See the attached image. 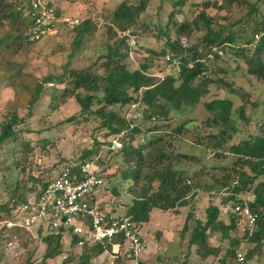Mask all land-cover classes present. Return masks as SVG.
<instances>
[{
	"label": "trees",
	"instance_id": "trees-1",
	"mask_svg": "<svg viewBox=\"0 0 264 264\" xmlns=\"http://www.w3.org/2000/svg\"><path fill=\"white\" fill-rule=\"evenodd\" d=\"M170 1L174 8L167 13L164 25H157L164 29L160 31L157 27L153 29L155 38L163 45L158 51L148 47L146 50L153 56L164 58L169 55L172 59L179 58L176 79L178 85L170 75L165 76L158 83L151 82L146 73L149 69L148 63H143L138 69L129 71L124 61L131 49L122 39L113 45L107 44L105 53L99 55L97 61H101L99 68L103 74H99L97 69L91 67L72 70L67 64L59 75L48 74L38 78L27 72L25 64L17 60L22 50L36 43L29 41L26 36L31 25V19L26 14L27 0H24L19 7L13 0H0V85H5L13 91V98L7 107L8 116L0 125V159L7 151L8 145L15 144L20 139V131H16L15 127L24 123L25 118L32 115L33 109L39 102L47 97L49 109L55 111L59 104L64 103L67 98H74L79 111L77 115L67 119L68 123L78 122V119L84 122H94L98 126L96 131L103 132V138L114 137L125 131L120 139L123 143L119 149H113L110 141L107 143L109 150H118L117 154L121 157V163L118 165L119 185L122 186L123 183L128 185L125 188V194L129 196L130 202L124 206L122 218L131 219L140 228L149 221L153 209L160 212L176 211L194 203L199 190L203 189L207 192L212 190L211 186L200 187L194 184V175H190L188 169L179 166L182 160L193 164L195 160L193 156L182 153L171 155L166 152L167 143L162 136L154 138L147 136L152 130L160 131L159 125L146 129L143 135L144 141L135 144V136L142 133L141 127L136 125L128 129L126 122L110 108L140 102L146 107L142 113L143 120H154L153 115L157 114L162 117L163 121L169 122L167 106L170 105L176 112H179L182 107H195L200 101L203 90L211 83L230 89L233 94L242 98L243 94L240 89H232V86L222 79L214 80L205 73L203 62L218 61L220 53L227 55L235 63L243 62L245 71L264 84V8H260V6L264 7V0H254L245 15L230 25L219 26L217 30L212 27V19L203 12L198 13L192 21L186 19L178 21V15H185L183 8L187 0ZM224 1L229 6H238L249 0ZM148 5L149 0L122 2L114 9L111 23L120 30L133 32L137 28L143 30L142 27H138L137 23L141 15L146 12ZM238 26L242 32L237 31ZM107 30L114 33L110 27H107ZM198 30H206V34L191 46L183 47L182 39L191 38ZM91 31V22L86 20L71 31L74 36L69 46L70 51L67 56L69 60L79 50ZM186 51L188 55L184 54ZM56 84L61 85L62 89L55 88ZM130 92L133 94L140 92V95L134 97ZM203 107L212 116L205 122L206 133L203 132V125L191 123L189 120L179 122L171 131L178 136L189 132L195 145L203 146L206 153L210 154L229 142L232 134L237 132V126L232 119L233 103L231 100L214 99L205 102ZM18 111H25V118H19ZM237 114L240 120L245 119L242 104ZM256 126H258L259 135L241 140L229 147L234 157L231 159L233 163L229 167L230 172L227 170L222 174L221 179L215 180L219 182V194H225L221 196L223 206L246 204L249 210L257 216L256 229L252 235H242V238L252 247L244 252L240 249L226 250L223 253L219 246H211L210 236L216 231L228 233L237 230L239 218L231 214L229 225L225 226L219 220L220 208L209 204L205 209L206 221L204 223L197 222L196 226L189 230L187 222L192 217L189 212L179 232L181 241L186 242L188 249L194 247L195 254L200 260L215 256L220 257L219 261L224 264L231 257L237 264L238 253L242 254V260L263 254L261 250L264 242V121ZM21 143L28 146L25 141ZM104 143H99L95 138L94 147L82 150L78 163H68L62 169H68L72 165L71 173L78 175L79 167L85 163L102 166L100 158L95 159V157L98 155L100 145ZM211 155L215 159H220L222 156L218 152ZM207 159L210 158L207 157ZM209 168L224 170L226 166ZM230 173H232V181L229 182ZM57 175L47 181L32 179L38 185L29 190L37 197ZM22 184L20 181L6 183L4 190L10 193L11 197L7 200L0 199V224L2 225L0 228V264L4 261L3 247L11 242L12 237L18 234L28 237L31 233L15 223L18 216L14 213L15 209L28 201ZM244 195H247L249 199H245ZM8 223H12V226L8 227ZM37 234L45 246L43 261L55 259L61 255L65 240L62 233L55 236H42L39 230ZM187 234L188 237L185 236ZM70 241L71 245H75L79 239L73 236ZM114 242L121 243V238L116 236L111 242L103 241L88 246L84 243L85 252L79 257V264H91V259L101 253L113 252L111 245ZM34 252L27 251L17 264H40L36 263ZM119 258L116 259L115 264H121ZM69 261L70 258L67 257L61 264H68Z\"/></svg>",
	"mask_w": 264,
	"mask_h": 264
},
{
	"label": "rangeland",
	"instance_id": "rangeland-1",
	"mask_svg": "<svg viewBox=\"0 0 264 264\" xmlns=\"http://www.w3.org/2000/svg\"><path fill=\"white\" fill-rule=\"evenodd\" d=\"M13 1L15 5L19 7L24 0ZM48 1L62 14L77 15L90 22L92 19L100 16L111 22L112 13L120 3H132L137 0ZM253 2L254 0H249L242 2L238 6H229L224 0H187L183 8L185 15H178L177 19L178 21H182L183 19L192 21L198 13L203 12L207 17L212 19V27L217 30L219 26L230 25L236 19L245 15ZM173 8L174 6L170 0H163L162 2H160V0H149L146 12L141 15L137 23L138 27H142L143 30H140V28L135 30L138 37L137 47L129 51L124 61L129 71H134L138 69L141 64L148 63L149 69L146 73L153 83H158L167 75L172 76L175 80L178 77L177 62L179 58L172 59V56L169 55L164 58L153 56V54H149L146 50V47H148L149 49L158 51L159 48L162 47L163 44L155 38L153 29L157 27V25H164L167 19V13ZM260 8L264 7L260 6ZM91 25V33L86 36L83 44L79 50L74 53L71 60H69L67 56L70 51L69 46L74 33L65 30L60 31L57 35L27 46L26 50H22L19 53L17 60L25 64V70L27 72L38 78L45 77L48 74L59 75L61 74L62 68L67 64H69V68L72 70H82L91 67L97 69L99 74H103V71L99 68L101 61H97L99 55L105 53L104 50L107 44L113 45L114 43H118L121 39L118 38L115 33L109 32L107 27L96 30L92 23ZM161 29L164 28L157 27L158 31ZM236 29L238 32H242L240 26L236 27ZM205 34L206 30H198L191 38H183V47L191 46ZM187 53L186 51L184 54L188 55ZM219 55L220 59L216 62H203L205 73L210 75L214 80L222 79L224 82L230 84L232 89H240L243 94V100L239 96L233 94L232 90L211 83L203 90L200 101L195 107H182L179 112H176L173 107L170 105L167 106V120L170 119L169 122L163 121L162 117L157 114L153 115L154 120H143L142 113L146 107L140 102H132L135 103V107H132V103H130L123 107L115 106L110 108L119 118L126 122L128 129L136 125L141 127L142 133L141 135L135 136V144L144 141L143 135L146 129H151L154 125H159L161 127L160 131L156 132L152 130L147 136L151 138L162 136L167 143L166 152L171 155L182 153L194 157L195 160L193 164L182 160L179 166L188 169L190 175H194V184L200 187L205 185L207 187L211 186L212 190L208 192L203 189L198 191L201 195L199 198L200 203L196 209H192L193 219L190 221L189 229H192L197 221L201 223L206 221L205 208L207 204L210 203L213 206L219 207L220 210L224 208L222 198L218 195L220 193L219 182H215V180L221 179L222 174L227 172V170L230 172L229 167L233 163L231 159L234 157H232L229 147L237 144L241 140L250 137L254 138L259 135L258 126L256 125L264 121V84L245 71L246 68L243 62L240 61L239 63H235L227 55L222 53ZM210 59L212 58L210 57ZM175 84L178 85L177 80ZM66 85L69 87L68 84ZM56 87L61 88L62 86L56 84L55 88ZM140 92L136 94L130 92V94L137 97L140 95ZM12 98L13 91L5 85H0V125L8 116L7 107ZM214 99L232 101V119L236 123L237 132L232 134L229 142L224 147L213 150L209 154V152L206 153L203 146L195 145L193 137L189 132H184L182 135L178 136L171 130L179 122L189 120L191 123L203 125V132L206 133V130H204L205 122L210 120L212 116L205 110L203 105L205 102ZM241 104L244 106L245 117V119L242 120L238 118L237 114ZM78 111L79 106L74 98H67L64 103L59 104L55 111H52L48 107V98L46 97L35 106L30 117L25 118V111L17 112L19 118H25V122L15 127L16 131H20L19 141L15 144L8 145L6 148L7 151L0 159V199L7 200L11 197V194L4 190V185L6 183H15L16 181L23 183V191L28 197V200L33 199L34 193L31 192L29 188L38 185V183L34 182L32 179H41L43 181L50 180L54 178L66 164L78 163V158L81 156L82 150L93 148L94 139L97 138L99 143H105L100 145L101 147L98 155L95 157V159L100 158L102 168L104 169L102 175L103 184L96 194L95 200L101 211L106 215H122L124 206L130 202V198L125 194V188L128 186L127 183H123L122 186L119 185L120 176L118 165L121 163V157L117 154L118 150H109L108 148L107 143L111 141L113 137L109 136L103 138V132L96 131L98 126L91 121L84 122L78 119V122L68 123L67 119L73 115H77ZM123 132L125 131L119 134L121 137ZM126 139L128 140V136H126ZM21 141H25L28 146L22 145ZM216 152L222 155L220 159H215L214 156L211 155ZM207 157L210 159L208 160ZM221 165H225L226 169L209 168ZM229 176L230 182L232 181V173H230ZM243 197L249 199L247 195ZM18 208L19 206L15 209L14 213L18 212ZM161 215L162 213L159 210L153 209L151 211L150 223L152 224V221ZM219 219H221L220 222L223 224L227 223L226 217L221 215ZM19 221V217L17 216L15 223L20 224ZM182 225L183 221L179 220L178 227L180 230L182 229ZM10 226L12 225L8 227ZM1 227L2 225L0 224V228ZM170 229L163 232L160 231L159 234H157V231L154 232V230L149 232L150 235L148 234L149 238L147 239V247L145 249V254H148V257L142 258L143 264H182L183 262V264H206L193 254L190 256L187 254V256L181 257V250L184 251L183 254L187 253L186 242L184 241V244L181 246L180 244L177 246V242L172 243V233H175V230L171 231ZM29 230L31 233L28 237L23 234L14 235L11 242L3 247V264H17L23 259L27 251H35L34 258L37 259L36 263L61 264L64 259L69 257L70 261L68 264H79V257L85 252L83 243L80 244L77 242L75 245H71L69 237L65 236L61 255L55 259L43 261L42 255L45 246L37 234L38 230L35 226ZM180 230L178 232L176 231L178 235ZM242 235V232L237 227V230L228 233L216 231L210 236V240L212 244L218 245L223 253L226 250L235 251L240 249L244 252L250 249L252 245L246 242L242 238ZM186 236L188 237V234ZM124 251L125 247L122 249V252ZM261 251H263V254L254 255L252 258L237 262V264H264V242ZM118 257H120L119 259L121 260V256ZM183 259L184 261L181 262ZM220 259V257H209L207 264H221L219 261ZM115 261L116 258L113 252L105 251L99 256L91 259V264H115ZM224 264L236 263L234 259L230 257Z\"/></svg>",
	"mask_w": 264,
	"mask_h": 264
},
{
	"label": "built area",
	"instance_id": "built-area-1",
	"mask_svg": "<svg viewBox=\"0 0 264 264\" xmlns=\"http://www.w3.org/2000/svg\"><path fill=\"white\" fill-rule=\"evenodd\" d=\"M26 14L31 19L26 36L32 42L57 35L62 30L74 31L85 21L80 16L58 12L48 0H27ZM91 23L96 30L110 27L130 49L137 47L138 37L135 32L120 30L100 16L92 19ZM131 106L135 107V103ZM120 138L121 135H116L111 139L113 149L121 147ZM71 167L72 165L68 169H62L37 197L34 196L26 204L19 206L16 213L20 224H17L29 232L35 226L42 236H55L59 233L69 239L75 236L79 239L78 243L87 245L111 242L118 236L121 243L114 242L111 245L115 258L121 256V264H142L147 237L131 219L106 215L95 200L103 184L102 166L85 163L79 167L78 175L71 173ZM222 210L239 218L238 228L243 235L251 236L255 231L257 216L246 204L225 205ZM124 247L125 251L122 252ZM242 259V254L238 253L237 262Z\"/></svg>",
	"mask_w": 264,
	"mask_h": 264
},
{
	"label": "crops",
	"instance_id": "crops-1",
	"mask_svg": "<svg viewBox=\"0 0 264 264\" xmlns=\"http://www.w3.org/2000/svg\"><path fill=\"white\" fill-rule=\"evenodd\" d=\"M201 197V195L199 194V192H198V194L196 195V198H195V202L194 203H191V204H189L188 206H185V207H183L182 209L181 208H179V209H177L176 211H168V212H161L162 213V215L160 216V217H158L157 219H155V220H153L152 221V224L150 223L151 222V213H150V217H149V221L147 222V223H145V224H143L142 226H140V232L143 234V235H145L146 237H147V239L149 238V235H150V231L151 230H154V232H158L157 234H159V232L161 231V232H163V231H167L168 229H170L171 231H174L175 233H172V239H171V242L172 243H176L177 242V246H179V244H180V246L181 245H183L184 244V241H181V238H180V233H179V235L176 233V231L178 232L179 230H180V228L178 227V223H179V220H182L183 221V225L185 224V222H186V217H187V214L189 213V212H191V214L193 213V211H192V209L194 208V209H196L197 208V206L199 205V203H200V198ZM204 199V198H203ZM194 204V205H193ZM210 204V203H209ZM209 204H207L206 205V207L209 205ZM189 207H192V208H189ZM206 209V208H205ZM223 216V217H226L227 218V223H224L225 224V226H228L229 225V219H230V213H225V212H223V210H221V213H220V216ZM192 219H193V214H192V217L190 218V220L187 222V225H188V229H189V226H190V221H192ZM220 221H221V219H219ZM197 222H200V221H197ZM202 223H204V222H202ZM180 225V224H179ZM183 225H182V227H183ZM196 226V225H195ZM194 226V227H195ZM193 227V228H194ZM145 228H148V229H145ZM192 228V229H193ZM182 230V229H181ZM180 230V231H181ZM189 230H191V229H189ZM231 232V231H230ZM149 234V235H148ZM162 236H163V234H162ZM186 236V235H185ZM187 237V236H186ZM211 239V238H210ZM179 242V243H178ZM210 244H211V246H218V245H215V244H212L211 243V240H210ZM179 248V247H178ZM178 250V249H177ZM194 250V251H193ZM145 252H146V250L144 251V253L142 254V258L144 259L146 256L148 257V254H145ZM183 250H181L180 251V255H181V257H185V256H187V254H188V256H190V255H194V256H196L197 257V255L195 254V249H194V247H191L190 249H188L187 247H186V252L187 253H184L183 254ZM225 252V251H224ZM210 257H212V256H210ZM213 257H215V256H213ZM198 258V257H197ZM199 259V258H198ZM208 259H209V257L208 258H206L205 260H200V261H203V262H205L206 264H207V261H208ZM184 261V259L181 261V262H183ZM184 263V262H183ZM182 263V264H183ZM143 264V263H142Z\"/></svg>",
	"mask_w": 264,
	"mask_h": 264
}]
</instances>
